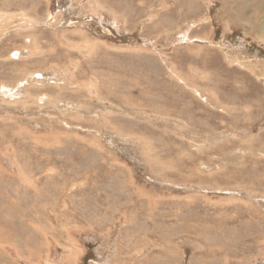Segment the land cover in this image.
Returning <instances> with one entry per match:
<instances>
[{
	"label": "rangeland",
	"instance_id": "rangeland-1",
	"mask_svg": "<svg viewBox=\"0 0 264 264\" xmlns=\"http://www.w3.org/2000/svg\"><path fill=\"white\" fill-rule=\"evenodd\" d=\"M263 6L0 0V264H264Z\"/></svg>",
	"mask_w": 264,
	"mask_h": 264
},
{
	"label": "bare ground",
	"instance_id": "bare-ground-1",
	"mask_svg": "<svg viewBox=\"0 0 264 264\" xmlns=\"http://www.w3.org/2000/svg\"><path fill=\"white\" fill-rule=\"evenodd\" d=\"M244 7V6H243ZM264 7V6H263ZM14 54V56H18L19 57V55H21L20 53L18 54L17 52H14L13 53ZM7 91V90H6ZM9 91V90H8ZM9 94V93H8ZM7 95V94H6ZM0 243H2L3 244V241L1 240L0 241ZM5 244V243H4ZM12 244V243H11ZM9 247H12V246H9ZM6 248V247H5ZM14 248V247H13ZM6 250V249H5ZM8 251H9V249H8ZM13 251H15V249L13 250Z\"/></svg>",
	"mask_w": 264,
	"mask_h": 264
}]
</instances>
